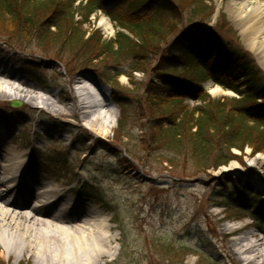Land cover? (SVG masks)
Listing matches in <instances>:
<instances>
[{"label": "rangeland", "instance_id": "374dc122", "mask_svg": "<svg viewBox=\"0 0 264 264\" xmlns=\"http://www.w3.org/2000/svg\"><path fill=\"white\" fill-rule=\"evenodd\" d=\"M231 2L209 0L206 21L194 20L191 11H182V25L169 34L168 41L196 27L209 30L220 36L225 49L231 45L248 53L263 78L264 57L251 49L243 27L233 17ZM103 18L111 23L110 29L100 25ZM91 22L83 29L95 27L107 40L119 31L104 12L93 14ZM1 34L0 66L8 72L17 71L38 97L33 107L20 99L0 101V131L8 132L5 148L28 153L25 160L37 175L66 183L67 188L74 189L77 200L94 204L109 220L110 235L116 240L102 264H264V171L249 167V160L264 152L254 155L250 148L244 154L234 150L240 159L198 174L190 162L164 144L154 148L148 143L145 88L160 81L157 70L153 71L156 60H152L153 68L147 74H131L130 63L117 71H81L67 56L57 58L54 52L45 53L37 43L24 48ZM188 65L191 67L193 62ZM233 67L229 73L239 78L241 87L244 78ZM116 74H120L116 80L118 91L107 81L113 82ZM208 84L214 85L212 80L186 81L170 88V98L177 101L168 104L169 116L179 118L183 110L205 106L210 95ZM0 90L15 94L2 80ZM115 96L127 107L123 141L118 131L122 108ZM210 96L233 99L237 94ZM46 101L54 104L52 110L45 107ZM73 102L86 107L92 102L103 103L96 111L107 124L93 123V132L87 128L90 121L82 115H70L68 105ZM11 103L22 106L14 108ZM113 120L114 127L110 128ZM232 166L236 172L226 171ZM232 182H237L239 189ZM255 196L263 199L258 208L252 204ZM170 247L174 250L168 254L166 249ZM0 264H15V258H9L0 248Z\"/></svg>", "mask_w": 264, "mask_h": 264}, {"label": "trees", "instance_id": "16d2710c", "mask_svg": "<svg viewBox=\"0 0 264 264\" xmlns=\"http://www.w3.org/2000/svg\"><path fill=\"white\" fill-rule=\"evenodd\" d=\"M80 1L0 0L1 35L24 48L37 43L45 53L54 52L57 58L67 56L81 71L103 68L106 72L117 71L130 63L131 74H147L153 68L152 60H156L153 71L157 70L160 83L152 82L145 88L148 143L153 147L164 144L186 163L190 162L198 174L240 159L234 150L244 154L250 148L254 155L264 152V76L249 54L231 45L225 49L220 36L198 27L168 41L169 34L182 25V11H191L194 20L206 21L208 17L204 14H208L209 0ZM98 10L118 25L115 38L105 39L95 27L90 31L83 29L92 24L91 17ZM167 23H171L170 27ZM208 45H212L210 49ZM233 65L245 77L241 85L246 87V93L240 89L238 78L227 73ZM119 75L114 76L113 82L107 79L116 91ZM207 80L236 92L240 98L208 96L205 106L183 110L178 120L172 119L167 107L177 100L170 98V88L186 81ZM114 99L122 108L118 131L123 141L127 107L119 96ZM168 122L170 127L165 129ZM232 184L239 189L237 182ZM255 197L252 204L258 208L263 199ZM173 250L170 247L166 252Z\"/></svg>", "mask_w": 264, "mask_h": 264}, {"label": "bare ground", "instance_id": "6f19581e", "mask_svg": "<svg viewBox=\"0 0 264 264\" xmlns=\"http://www.w3.org/2000/svg\"><path fill=\"white\" fill-rule=\"evenodd\" d=\"M231 8L234 19L250 40L251 49L263 58L264 1L232 0ZM100 25L111 28L104 18ZM0 80L15 90L14 95L0 90V101L20 99L31 107L38 101L33 88L17 71L8 72L0 66ZM206 87L211 95L233 94L218 85ZM103 102L107 105L108 101ZM102 104L92 102L86 107L73 102L68 106L71 116L82 115L90 121L87 128L96 132L93 123L103 126L106 123L96 111ZM44 105L49 111L54 106L48 101ZM114 120L110 128L114 127ZM7 136V131H0V248L4 254L15 258V264L24 260L29 264H102L112 253V243L116 240L110 235L109 220L103 218L94 204L85 205L77 200L74 189L67 188L66 183L37 175V170L25 160L28 153L5 148ZM249 167L263 172L264 154L249 160ZM226 171L236 172V168L232 166Z\"/></svg>", "mask_w": 264, "mask_h": 264}, {"label": "water", "instance_id": "95a60500", "mask_svg": "<svg viewBox=\"0 0 264 264\" xmlns=\"http://www.w3.org/2000/svg\"><path fill=\"white\" fill-rule=\"evenodd\" d=\"M11 106L14 107V108H19L22 105L20 103H11Z\"/></svg>", "mask_w": 264, "mask_h": 264}]
</instances>
